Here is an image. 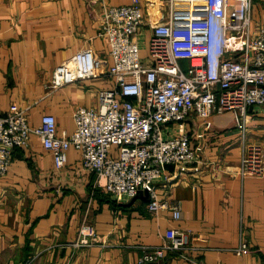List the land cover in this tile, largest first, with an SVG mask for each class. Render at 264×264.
Listing matches in <instances>:
<instances>
[{
  "label": "crops",
  "instance_id": "crops-1",
  "mask_svg": "<svg viewBox=\"0 0 264 264\" xmlns=\"http://www.w3.org/2000/svg\"><path fill=\"white\" fill-rule=\"evenodd\" d=\"M133 1L151 23L167 15L159 0H0V114L15 106L33 127L52 115L58 134L71 133L73 112L96 107L112 82L99 78L53 91L52 71L82 48L101 56L105 70L108 45L97 34L102 5ZM251 25L254 31L264 26V0L252 1ZM149 37L147 27L136 37L145 63ZM243 123L236 126L229 112L186 119L196 159L188 166H165L166 179L156 183L160 199L178 204L177 220L164 210L149 213L141 194L117 201L96 184L94 173L82 169L73 148L56 170L39 137L31 135L26 147L13 149L0 178V264H139L136 245L161 244L169 228L187 231L195 250L187 259L167 253L142 264H264V177L236 173L246 143L264 154V107H248ZM86 225L100 242L71 246ZM241 244L246 251L235 252Z\"/></svg>",
  "mask_w": 264,
  "mask_h": 264
},
{
  "label": "built area",
  "instance_id": "built-area-1",
  "mask_svg": "<svg viewBox=\"0 0 264 264\" xmlns=\"http://www.w3.org/2000/svg\"><path fill=\"white\" fill-rule=\"evenodd\" d=\"M159 1L168 12L155 23L136 1L102 5L97 34L108 45L110 63L105 70L102 57L89 48L79 49L53 69L48 83L53 91L99 78L112 82L99 93L96 107L73 112L71 133L58 134L52 115H43L33 127L15 106L0 114V178L7 172L13 149L26 147L30 136L36 135L56 170L64 167L67 150L73 148L80 154L82 169L94 173L96 184L117 201L141 194L149 213L164 210L171 219H179L178 204L160 199L156 183L166 179L165 166L195 161L184 126L190 115L207 119L229 112L236 126L243 127L248 107H264V26L252 29L253 0ZM144 27L150 30L147 63L136 41ZM236 173L264 177V154L258 145H244ZM79 232L81 237L71 246L100 242L89 225ZM136 248L141 250L139 264L157 262L167 253L187 259V253L195 250L189 233L178 228L167 229L159 245ZM234 250L243 253L246 246Z\"/></svg>",
  "mask_w": 264,
  "mask_h": 264
}]
</instances>
